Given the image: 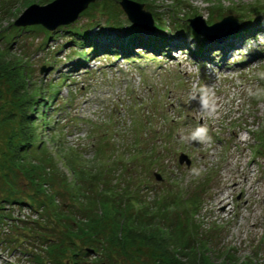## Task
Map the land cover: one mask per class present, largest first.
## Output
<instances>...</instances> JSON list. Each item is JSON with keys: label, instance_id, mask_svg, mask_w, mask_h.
I'll return each instance as SVG.
<instances>
[{"label": "rangeland", "instance_id": "obj_1", "mask_svg": "<svg viewBox=\"0 0 264 264\" xmlns=\"http://www.w3.org/2000/svg\"><path fill=\"white\" fill-rule=\"evenodd\" d=\"M51 1L0 0V264H159L116 210L180 225L215 263L264 264V0H135L152 16L135 17L141 30L110 0L52 30L14 25ZM196 16L232 19L203 42L176 34ZM7 77L38 101L19 169Z\"/></svg>", "mask_w": 264, "mask_h": 264}, {"label": "trees", "instance_id": "obj_2", "mask_svg": "<svg viewBox=\"0 0 264 264\" xmlns=\"http://www.w3.org/2000/svg\"><path fill=\"white\" fill-rule=\"evenodd\" d=\"M117 3L118 0H110L109 2L107 1V6L109 4L111 6V9L113 8L119 9V13H121L122 11L120 8H118ZM96 4L100 7H104L105 5L102 3L101 4L96 3ZM90 6L92 7V4H90ZM84 12L87 13V10H85ZM107 13L109 14L106 15L108 17L112 14L110 11H108ZM127 19L129 18L127 17ZM108 20L109 19H107L106 22H108ZM182 22H183L182 26L181 25L176 26L177 22H173V26H175L174 30H176V34L178 33L179 29L181 30L183 29L185 32H187L184 33L183 35L186 34L191 35L197 40L199 39L200 42H203L204 40L203 37H201L198 33L193 31L191 27L184 21V19ZM129 24L131 25V28L135 30H141L140 28H142L139 26H135L131 22H129ZM161 25L162 24L159 22V20L156 19V23L154 22V26L156 27V29H158L157 27H160ZM83 28L84 26H79L78 28L76 27L68 30L72 35H76L78 37L77 43L81 45H84L87 39L89 38V36H87L88 35L87 32L83 31ZM162 29L164 31L165 27H163ZM160 37L164 39L162 35H160ZM135 39L134 38L129 39L131 40V43L127 39L128 40L127 43H129V45L135 44L136 43ZM149 39L156 40L152 36H150ZM157 39L160 40L161 38H157ZM96 51L97 50H95V52ZM80 54L82 55V57H87L86 55H84L83 51H81ZM7 80L14 87L17 96H20L18 97L19 104L17 106L19 109L18 115L20 116V120H19L20 127L16 140L10 143L13 160L19 169L20 165L25 160L22 153H25L27 148H29V146L32 145L33 139L37 136L36 133L37 127L35 126V124L33 125L34 119L30 116L29 112L33 108L34 113H37L38 109L35 108V106L37 105L38 101L34 100L35 98L34 94L31 95L30 93H28L27 90L28 87L26 86V84L24 85L21 83L22 85L17 86L18 83H15L9 77H7ZM40 143L41 140L38 141L36 145V150L43 151L45 148L42 149L43 146H40ZM56 153L57 152L54 151L52 155L56 156ZM64 159H61V161L64 164H68V161L67 160L64 161ZM72 172L75 173L73 169ZM39 191L41 190L37 188L36 193H39ZM29 198L33 200L32 202H37L35 197L33 198L32 196H29ZM3 200L9 201L8 198ZM15 200L18 203H22V201H20V199L18 198H16ZM48 202L50 204L53 202L52 197H49ZM40 203H42V201H40ZM115 219H116V224L118 223L119 225V223L122 222V228L127 229V238H129L131 241L135 239L141 240L145 246H148L155 251L156 256L158 255L156 259L159 264H227V262L215 263L213 261H210L207 255H205L203 251H200L198 245H197L198 249L196 250L194 240L190 238H184V230L182 227H180V225H178L175 228H172V226L170 227L162 226L157 222L151 221L150 219H146V218L142 219L140 216L130 215L125 217L124 215L121 214L119 210H116ZM237 263L230 262L228 264H237ZM243 264H246L245 260L243 261Z\"/></svg>", "mask_w": 264, "mask_h": 264}, {"label": "water", "instance_id": "obj_3", "mask_svg": "<svg viewBox=\"0 0 264 264\" xmlns=\"http://www.w3.org/2000/svg\"><path fill=\"white\" fill-rule=\"evenodd\" d=\"M94 1L95 0H52L51 2L44 5L30 4L16 17L14 20V25L26 26L36 24L52 30L59 25H66L73 22L79 16V13L84 10L89 5V3ZM119 4L122 10L126 13L129 20L134 24H136L135 17H142L144 15L145 17L147 16V19L151 24L153 23L151 14L149 11L143 10L142 3L134 0H119ZM231 19L232 17L230 16L225 17L221 21L206 26L200 16L188 19V21L196 33L203 35V30L206 27L213 29L225 24L226 21ZM197 21L201 23L203 28L195 26ZM184 159L187 163H189V161L186 159V156L181 154L179 156V162H183Z\"/></svg>", "mask_w": 264, "mask_h": 264}, {"label": "bare ground", "instance_id": "obj_4", "mask_svg": "<svg viewBox=\"0 0 264 264\" xmlns=\"http://www.w3.org/2000/svg\"><path fill=\"white\" fill-rule=\"evenodd\" d=\"M216 98L213 97L212 99V104H217V100H215ZM225 198L220 199V202H224ZM227 205V203H223V206L225 207Z\"/></svg>", "mask_w": 264, "mask_h": 264}, {"label": "clouds", "instance_id": "obj_5", "mask_svg": "<svg viewBox=\"0 0 264 264\" xmlns=\"http://www.w3.org/2000/svg\"><path fill=\"white\" fill-rule=\"evenodd\" d=\"M204 131H206L205 129H198L197 130V134H199V133H201V132H204Z\"/></svg>", "mask_w": 264, "mask_h": 264}]
</instances>
